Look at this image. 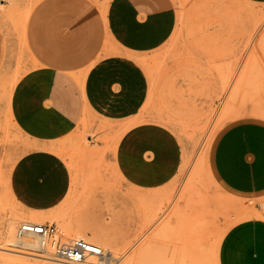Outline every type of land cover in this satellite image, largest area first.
I'll return each mask as SVG.
<instances>
[{"label":"rangeland","instance_id":"1","mask_svg":"<svg viewBox=\"0 0 264 264\" xmlns=\"http://www.w3.org/2000/svg\"><path fill=\"white\" fill-rule=\"evenodd\" d=\"M109 1L0 0V247L14 251L0 249V264H55L5 243L9 221L19 241L17 226L34 215L56 224L63 242L64 233L77 232L101 246L104 264H230L222 258L227 234L249 264H264V194H232L210 164L224 128L248 118L264 122V42L243 72L264 33V4L172 0L173 33L148 52L123 51L103 32L88 65L95 100L75 130L44 142L15 123L11 94L33 59L41 63L67 43L81 47V33L93 24L100 29ZM231 81L240 82L234 105ZM137 125L156 128L158 139L146 147L160 150L167 175L161 184H136L132 155L121 163V141ZM150 209L155 216L147 223ZM247 220L245 230L231 231Z\"/></svg>","mask_w":264,"mask_h":264},{"label":"crops","instance_id":"2","mask_svg":"<svg viewBox=\"0 0 264 264\" xmlns=\"http://www.w3.org/2000/svg\"><path fill=\"white\" fill-rule=\"evenodd\" d=\"M249 1L264 4V0ZM175 24L172 0H110L104 7L100 29L93 24L84 30L85 34L81 33V47L76 49L67 43L44 56L41 63L33 59L34 69L19 79L11 94L10 112L15 123L37 141L51 142L68 136L79 123L85 106L95 100L96 75L88 65L100 51L103 32L121 50L142 53L163 45ZM76 35L73 32L72 41ZM248 119L220 132L211 150L210 164L225 189L250 200L264 194V122ZM155 129L134 126L121 141V163L132 155L129 165L135 170L129 176L133 173L138 185H158L167 176L160 150L146 147V140L154 144L158 139ZM250 222H242L231 231L245 230ZM242 236L238 234V238ZM231 237L227 234L223 240L222 258L230 264H249V255L240 248L239 240L232 241ZM228 247H232L231 251Z\"/></svg>","mask_w":264,"mask_h":264},{"label":"built area","instance_id":"3","mask_svg":"<svg viewBox=\"0 0 264 264\" xmlns=\"http://www.w3.org/2000/svg\"><path fill=\"white\" fill-rule=\"evenodd\" d=\"M16 234L17 237L34 234L39 240L38 247L27 248L18 243L17 249L33 251L46 259L66 264L81 263L89 255L100 257L104 255L101 246L84 238L72 239L69 242L61 241L57 226L52 222L23 221L17 226Z\"/></svg>","mask_w":264,"mask_h":264},{"label":"bare ground","instance_id":"4","mask_svg":"<svg viewBox=\"0 0 264 264\" xmlns=\"http://www.w3.org/2000/svg\"><path fill=\"white\" fill-rule=\"evenodd\" d=\"M263 42H264V33L260 36V39L258 40V42H257V45H255V54H252L250 57H249V59L247 60V62L244 64V70L245 71H243L244 73H246V72H248V71H250V69L253 67V65L255 64V62H256V60H257V55L260 53V51H261V48H262V44H263ZM246 77V75H243V76H241L240 77V81L242 82V80H244V78ZM234 78L235 77H233V80H234ZM239 86H240V82L239 83H237V84H235V83H233V81H231V83L229 84V95H230V100H231V102L233 103V105H234V103H235V99H236V97H237V93H238V88H239ZM222 119H224V118H222ZM226 119H227V117H226ZM161 202V201H160ZM159 202V203H160ZM158 203V204H159ZM161 204V203H160ZM159 204V205H160ZM159 205H158V207H159ZM149 207H150V205H149ZM151 208V207H150ZM146 213H147V211H146ZM177 215V214H176ZM155 216V212L153 211V210H151L150 209V211H148V213H147V218L148 219H146L148 222L147 223H149V221H151V218H153V217ZM28 221H30V222H44V220L42 219V218H40V217H38L37 215H34V216H32V217H30L29 219H28ZM146 222V221H145ZM169 223H171L170 221L169 222H167V224H169ZM17 225V224H16ZM12 227H13V222L12 221H9L8 222V224H7V226H6V235H5V243L7 244V245H11V244H18V243H21V244H23L24 246H26V247H29V248H35V247H38V245H39V240H38V236H36V235H34V234H26V235H24V236H22V237H18L19 238V241L17 240H15L14 239V230L12 229ZM159 228H161L160 226H159ZM159 228L156 230L158 233H159V231H161V229L159 230ZM159 230V231H158ZM16 233V232H15ZM159 234H161V233H159ZM16 236H17V234H16ZM26 236H34L36 239H31V240H28L27 238H26ZM63 237H64V242H69L72 238H74V237H77V238H83L82 237V235L81 234H78L77 232H72V233H69V235H67V234H65L64 233V235H63ZM77 238H75V239H77ZM0 249L1 250H4V251H10V252H14L12 249H5L4 247H0ZM18 253H20V254H23V255H26V256H34V255H32V254H29V253H22V252H18ZM106 253H110V251H106ZM111 254V253H110ZM143 255V254H142ZM133 257V256H132ZM43 258V257H42ZM88 258L89 259H91V260H89L91 263H93V261L95 260V258H98V263L99 264H104L105 263V261L103 260V259H105V252H104V255L102 256V257H100V256H94V255H89V256H87V258L84 260V261H82L81 263H78V264H87V261H88ZM111 258H113V256H111ZM100 259H102V260H100ZM46 260V259H45ZM49 261L50 262H52V263H55V264H63L62 262H59V261H55V260H52V259H49ZM88 261V262H89ZM90 263V264H91ZM64 264H66V263H64Z\"/></svg>","mask_w":264,"mask_h":264}]
</instances>
